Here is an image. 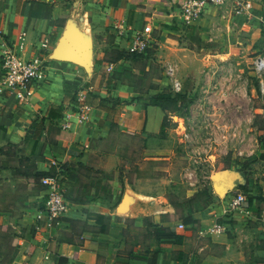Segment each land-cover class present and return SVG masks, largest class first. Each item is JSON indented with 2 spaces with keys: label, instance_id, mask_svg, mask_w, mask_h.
<instances>
[{
  "label": "crops",
  "instance_id": "crops-1",
  "mask_svg": "<svg viewBox=\"0 0 264 264\" xmlns=\"http://www.w3.org/2000/svg\"><path fill=\"white\" fill-rule=\"evenodd\" d=\"M252 1L256 13L264 15V0ZM178 2L0 0V56L9 46L26 53L44 44L49 59L47 79L32 87L27 103H18L9 90L0 87V186L17 176L26 188L33 187L31 175L49 171L52 164L60 161L93 165L92 160L99 154V143L110 134L111 122L106 111L85 100L91 109L83 121H78V96L85 97V86L90 83L99 95L110 94L123 101L116 105L115 121L130 130L158 134L166 113L162 104L150 102L153 94L133 97L134 91L122 83L109 92L106 86L100 85V76L111 73L119 63L105 60V53L127 50L135 34L146 25L154 29L150 44L158 43V54L163 48L177 50L180 54L195 52L193 44L200 43L197 41L204 37L205 13L211 7L197 20L185 24L175 13ZM236 18L242 19L241 27L257 23L246 22L240 16ZM168 38L173 41L169 42ZM168 64L174 67L178 79L176 65ZM164 80L172 87V79L163 72L153 89L155 94H161L166 87ZM64 83L76 93L75 101L63 103ZM62 103V116L48 119V108ZM260 149L246 172L239 167L238 171L229 170L212 181L216 201L207 203L208 211L204 216L201 208L176 218L156 212L154 219L160 216L164 219L149 223L155 242L144 252L137 244L127 250V241L121 237L120 222L127 225L124 230L129 225L138 228L141 223L136 225L131 219L142 218L153 211L138 212L140 196L129 178L121 182V196L114 190L110 198L93 195L83 201L69 200L66 214L53 223H49L43 210L35 205L20 215L15 213L19 203L16 191L10 192L15 196L10 199L5 198L6 190L0 188V230L4 245L6 240L18 239L13 247L0 246V252L11 251L8 256L0 255V264H264V142ZM220 181L231 182L227 191L244 194L248 211L240 210L224 217V204L214 188V183ZM40 192L43 194V190ZM157 199L160 200L159 195L153 202L157 203ZM187 216L194 222L184 221ZM107 217L111 220L104 223ZM116 217H121L120 222L114 220ZM223 219L227 230L214 233L211 230L214 222ZM72 221L83 227L77 232L78 241L63 232L73 225ZM179 223L183 227H179ZM155 226L168 227L176 236L156 237ZM41 227L46 229L39 231ZM55 227L61 231L56 233ZM115 246L127 252L114 253ZM154 247L158 250L154 251ZM60 257H65L66 261H60Z\"/></svg>",
  "mask_w": 264,
  "mask_h": 264
},
{
  "label": "rangeland",
  "instance_id": "rangeland-1",
  "mask_svg": "<svg viewBox=\"0 0 264 264\" xmlns=\"http://www.w3.org/2000/svg\"><path fill=\"white\" fill-rule=\"evenodd\" d=\"M205 15L204 37L193 44L195 52L191 54L169 48L158 54V43L150 44L145 53L127 55L122 50L105 53V60L119 63L111 73H101V85L111 92L122 83L134 91L133 97L146 93L155 96L153 89L159 84L165 65H176L182 87L175 91L164 80L166 87L156 99L163 105L166 118L158 134L130 130L116 121L109 136L99 143V154L92 160V166L79 167L76 161L69 160L65 162V172L54 171L71 201L78 196L110 198L114 190L120 195L125 178L134 183L140 196L138 212L153 211L142 217V226L138 228L129 225L124 230L126 224L119 221L121 217L114 218L123 226L121 237L127 241V250L136 244L141 252L150 249L155 239L149 223L164 219L162 216L154 219L156 212L176 218L201 208L204 216L207 203L216 201L212 181L229 170L238 171L239 167L246 172L264 142V71H256L253 63L256 56L264 55L263 22L241 27V18L220 7H211ZM120 52L122 58L117 60ZM90 84L91 90L96 91ZM102 97L108 104L123 102L110 94ZM30 180L34 182L30 188L17 176L0 186L6 190L5 198H14L10 192L16 191L19 203L15 213L19 215L34 205L40 209L45 206V196L39 190L40 179L31 175ZM156 195L160 197L157 203L153 202ZM110 220L107 217L104 223ZM82 228V224L74 222L63 232L78 241L77 232ZM45 229L41 227L39 231ZM54 231L61 230L55 227ZM2 233L0 230V246L13 247L18 241L6 240L4 245ZM118 248L114 247V253L127 252ZM9 253L10 250H4L0 255Z\"/></svg>",
  "mask_w": 264,
  "mask_h": 264
},
{
  "label": "built area",
  "instance_id": "built-area-1",
  "mask_svg": "<svg viewBox=\"0 0 264 264\" xmlns=\"http://www.w3.org/2000/svg\"><path fill=\"white\" fill-rule=\"evenodd\" d=\"M208 7L224 8L232 15L242 17L246 22L257 21L258 24L263 22L264 25V15L256 13L252 0H179L175 13L187 24L200 18ZM153 34L154 29L146 25L135 34L133 44L127 50L132 53H145ZM253 63L256 71H264V55L256 56ZM48 68V50L44 44L26 53L9 46L0 56V87L9 90L18 103H27L33 93L32 87L47 79ZM164 74L172 79V88L180 91L181 83L175 78L174 67L166 64ZM91 88L90 85L88 89ZM90 109L84 102V96L79 95L76 111L78 121H83ZM54 165L58 166V162ZM57 170L60 172L59 168ZM41 183L45 196V206L42 210L49 223L56 222L66 214L70 204L64 185L55 173L41 178ZM221 203L224 204L225 218L240 210L248 211L247 206H244L245 196L242 192L227 191L221 197ZM226 225L225 220L215 221L211 230L214 233H223L227 230ZM178 226L183 227V224L179 223Z\"/></svg>",
  "mask_w": 264,
  "mask_h": 264
},
{
  "label": "trees",
  "instance_id": "trees-1",
  "mask_svg": "<svg viewBox=\"0 0 264 264\" xmlns=\"http://www.w3.org/2000/svg\"><path fill=\"white\" fill-rule=\"evenodd\" d=\"M122 51L123 52L125 51V53L127 55H134L135 54V52L132 53V52H129L128 50H122ZM121 58H122V53L120 52L119 56L116 59L118 60V59H121ZM100 85H101V83H100ZM88 87L85 86V88H86L85 97H84L85 102L87 104L92 105L93 107L100 108V109L106 111L107 114H108L107 117H108V119L111 122V126L115 125L116 121L114 120L113 115H114L115 110H116V106H115L116 104H114V103L113 104L105 103L104 102V100H105L104 97L99 95L97 92L88 89ZM98 87L100 88V86H98ZM160 95L161 94H156L155 96H151L149 98L150 102L151 103H155V104L156 103L157 104L158 103L161 104V102H159L156 99ZM75 99H76V93L71 91L69 84L64 83L63 103L65 104L66 102H70V101L73 102V101H75ZM63 103L61 105H59V106H50L48 108V111H47V118L50 119V120L60 118L62 116V111L64 109V104ZM76 165L79 166V167H84L85 166L81 162H77ZM58 168L61 171L60 173L65 172L66 171L65 161L58 162V166L52 164L49 171L34 173L33 177H36L37 179H40L41 188L39 190H43L44 189V186L41 184V178H43V177H45L47 175L54 174V171L57 170ZM121 194H122V188H121V192H120L119 196H121ZM85 198H88V197L78 196V198H75V201H77V202L78 201H83V200H85ZM131 221L134 224L137 225L139 223H142V218H132ZM184 221H186L187 223L188 222H194V219L191 216H187V217L184 218ZM72 222L74 223V221H72ZM153 234L156 237H174V236H176V234L174 233V231L172 229H170L168 227H164V226H155L154 229H153ZM59 260L60 261H66V258L65 257H60Z\"/></svg>",
  "mask_w": 264,
  "mask_h": 264
},
{
  "label": "water",
  "instance_id": "water-1",
  "mask_svg": "<svg viewBox=\"0 0 264 264\" xmlns=\"http://www.w3.org/2000/svg\"><path fill=\"white\" fill-rule=\"evenodd\" d=\"M229 181H220L214 183L215 192L218 196L222 197L228 189L231 188V182Z\"/></svg>",
  "mask_w": 264,
  "mask_h": 264
}]
</instances>
